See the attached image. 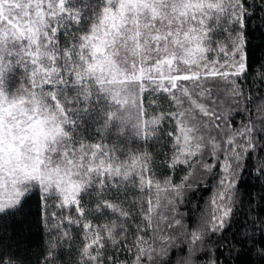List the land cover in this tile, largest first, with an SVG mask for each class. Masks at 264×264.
Here are the masks:
<instances>
[{
  "label": "snow or ice",
  "instance_id": "obj_1",
  "mask_svg": "<svg viewBox=\"0 0 264 264\" xmlns=\"http://www.w3.org/2000/svg\"><path fill=\"white\" fill-rule=\"evenodd\" d=\"M245 248L264 264V0H0V264Z\"/></svg>",
  "mask_w": 264,
  "mask_h": 264
},
{
  "label": "trees",
  "instance_id": "obj_2",
  "mask_svg": "<svg viewBox=\"0 0 264 264\" xmlns=\"http://www.w3.org/2000/svg\"><path fill=\"white\" fill-rule=\"evenodd\" d=\"M257 43H259L257 41ZM261 52H257L256 56L259 58L261 56ZM248 180V191H251L253 193L259 191V182L257 181L255 175H253L251 178H246ZM258 234V233H257ZM248 249L245 248L242 250V260L239 262V264H261V262L258 260V257L255 255V253H251V255H248ZM235 253L233 254V256ZM234 264L236 262L234 261Z\"/></svg>",
  "mask_w": 264,
  "mask_h": 264
}]
</instances>
